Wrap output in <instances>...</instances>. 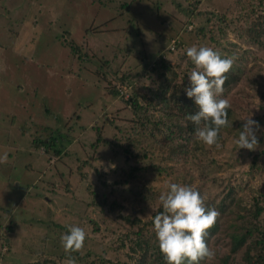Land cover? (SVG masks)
Segmentation results:
<instances>
[{
    "label": "rangeland",
    "instance_id": "1",
    "mask_svg": "<svg viewBox=\"0 0 264 264\" xmlns=\"http://www.w3.org/2000/svg\"><path fill=\"white\" fill-rule=\"evenodd\" d=\"M130 1L0 0V23L6 28L4 39L0 36V72L5 71L0 73V156L8 154L7 163L0 164V264L5 261V264H12V260L13 264H64L69 254L64 252L60 239L73 226L82 227L86 232L82 250L71 253L76 264H94L107 255L120 264H133L141 256L143 250L130 252L131 247L135 248L131 242L133 238L122 240L118 235L121 224L126 225L124 218H120L121 212L126 217L133 210L130 204L124 202L123 211H110L107 205L88 206L93 197L90 199L85 187L94 179V169L106 175L101 177L100 185L96 182L97 202L117 181L112 169H128L132 165L130 159L135 154L115 155L114 151H120L115 148L116 125L127 130L122 141L130 144L134 153L148 155L152 141L163 144L164 140L143 117L154 115L151 120L158 123L156 127H160V131L166 132L162 123L167 114L159 107V111L153 110L144 101L140 105L147 110L134 112L123 99L117 98V103L109 110H113L115 118L109 116L107 120L112 126L104 127L102 132L101 140L108 144L102 143L95 153L91 144L97 136L90 130L76 134V142L64 145L59 157L48 159L43 149L37 152L30 144L41 126L54 128L57 119L59 122L68 120V125L73 120L77 129L93 122L94 132L100 131L103 126L100 118L112 98L104 96L103 90L111 92L114 85H119L121 72L125 71L128 75L124 76L125 81L133 87L145 85L157 89L159 71L167 77L162 82L171 88L173 77L176 78L174 83L187 85L194 65L189 67L191 61L186 49L193 45L208 46L223 57L233 58V65L245 68L264 90V0H140L130 3L127 11L121 10L119 6ZM150 3L167 11L169 24L163 27H169L170 41L156 36L155 26L162 20L147 17L150 12L147 4ZM10 5L13 10L19 7L15 15L10 13ZM95 26H100L96 30L102 35L100 32L94 34ZM137 28L144 33L132 37ZM258 35L263 36L258 38ZM78 47L79 52L86 53L90 59L95 55L111 61L114 53L117 54L118 63L112 66L116 75L107 72L108 80L102 82L101 76L98 78L88 72L85 65L76 67ZM161 47L164 49L160 50ZM28 57L35 65L27 64ZM156 59L168 62L171 71L158 67L157 72H152ZM141 93L151 96L147 89ZM7 94L14 105L11 115L6 114L7 106H4ZM76 116L80 117L79 122ZM141 119L142 126L138 125ZM154 133L158 136L155 140L151 139ZM256 135L263 134L256 131ZM238 136L232 134L219 154H213L212 148H205L199 142L206 150L205 162L213 154L212 159L219 164H207L205 174L211 175L214 182L203 189L205 197L208 201L219 202L233 188V199L240 204L239 208L234 205L224 213L226 218L210 239L208 247L214 255L205 259L208 264H220L225 257H228V264H264V244H257L260 237L264 239L260 232L262 225L248 212L253 207V197L262 196L260 204L264 207V140L255 151L246 153L243 150L238 156L239 147L235 143ZM76 157L90 158L94 166V169L84 168L83 173L89 175L85 180H81L77 171ZM155 162L159 163V158ZM252 164L260 168H252ZM154 165L157 164H151L148 159L141 160L138 179L152 191L166 192L172 179L169 181L163 173L157 175ZM200 174L199 170L193 173L196 177L193 186L199 184ZM68 183L76 191L73 196L67 193ZM158 207L159 202L151 208L145 206V215H140L142 209L134 208L133 211L140 215L143 224L151 220ZM261 219L264 224V213ZM253 225L258 231L251 229ZM11 226L13 232L8 236L5 233L9 234L6 230ZM147 228V233L141 236L151 238L148 247L155 249L158 241L154 227L149 224ZM247 229L252 232L243 245L232 252V235L244 234ZM122 241L126 242L125 248L111 255L110 251ZM4 243L10 247H4Z\"/></svg>",
    "mask_w": 264,
    "mask_h": 264
},
{
    "label": "trees",
    "instance_id": "2",
    "mask_svg": "<svg viewBox=\"0 0 264 264\" xmlns=\"http://www.w3.org/2000/svg\"><path fill=\"white\" fill-rule=\"evenodd\" d=\"M141 2L140 0H131L129 3H123L121 6V10L127 11L130 3L131 5ZM149 6L150 12L147 15L155 17L156 20L159 21L162 20V22L157 24L155 26L156 29V36L160 39H164L167 41H170V36L167 35L169 32V27L164 26V24H167L166 16L168 17V13L165 10H162L161 7L158 9V7L152 3L147 4ZM12 6V5H10ZM118 7V8H119ZM13 6L10 9V13L12 15H15V12H18L17 10H13ZM16 10V11H15ZM155 13V14H154ZM18 16V13H17ZM157 20V21H158ZM226 20V19H225ZM56 22V21H55ZM14 23H16V19L14 20ZM169 24V23H168ZM163 28H162V27ZM100 27V26H98ZM97 26L94 27L95 33H98L100 31L96 30L98 29ZM240 27V26H239ZM6 28L1 25L0 23V36L1 39H4V32ZM92 32V31H91ZM200 32L203 33V30L201 29ZM102 35V32H100ZM144 32L137 28L134 29V34L131 35L139 36L143 34ZM64 35L67 34L65 31L63 33ZM149 35V34H148ZM263 36V35H262ZM262 36L258 35V38H262ZM65 37V36H64ZM155 39V36H154ZM163 40V42H164ZM60 41H63V39H60ZM113 42V40H112ZM259 42V41H258ZM166 44V43H164ZM77 52V58L78 63H76V67L86 66L84 67L88 72H91V74L95 75L96 77L100 78L102 82H105L108 80L106 73H112L113 75H116V71L114 72V69H112L113 64L118 63V60L116 59L117 54L114 53L113 60L109 61L105 57H95V55L90 59L87 58L86 53L81 54L79 52L80 47H78ZM164 49V47H161L160 50ZM161 52V51H160ZM76 53V50H75ZM15 57V56H14ZM74 57L76 58L75 54ZM162 58V55H160ZM222 58L223 57L221 55ZM146 58V57H145ZM27 64L31 63L30 65H35V62L30 59L29 57L26 59ZM190 62V61H189ZM153 67L151 71L153 70L157 72L158 67H161L164 71H171V67L169 66V63L166 62L163 59H156L153 62ZM5 66V65H3ZM6 67V66H5ZM79 67V68H80ZM121 65L119 66V68ZM147 67V66H146ZM189 67H193V64L191 63ZM124 68V67H123ZM144 68V67H143ZM156 68V69H155ZM6 71H9L6 70ZM5 71H1L0 73L3 74ZM125 71L121 72V77L119 78V85H114L115 88L109 92L108 90L104 89V96H111L112 98L107 103L104 109V113L102 114L103 118L101 117L102 125L101 130L94 132L93 129H95L93 122H89L87 127L85 126L82 129H77L72 124L68 125L65 122L64 119L59 122V120H54L56 125L58 127L54 128H48L47 126H41L39 131L37 132L36 136L34 138H31L30 144L33 150L39 151L40 149L44 150V154L48 159L52 158V156L59 157L61 156L62 148L64 145H72L76 142L75 135L80 133H85L86 131L90 130V133L93 132L97 139L94 143L91 144V148L94 150V153L97 151V148L101 146V144H108V142L102 139V132L104 130V127H110L112 124L108 123L109 116H112L113 119L115 118L112 113L113 110L109 111L110 108H113L115 106V103H117L115 100L123 99L124 102L130 106V109L132 111H141L145 112L147 109H144L142 105H140L141 102H147L150 104V108H154L153 110L159 111L160 109L166 113V118L164 119L162 125L164 128H166V132L160 131V127L158 129V123H154V120H151V118L154 117V115H148L143 117L148 121V124H153L151 127H154L156 131H159L161 139L164 140V143L161 144L157 141L153 142V147L150 150L149 154L145 153H134L133 148L130 144L124 143L122 140L125 138V134L127 130L125 131V128L119 127L118 125L114 126L117 128V141L115 142V148L120 150L114 151L115 155L121 154L122 152H125L126 155L129 153H133V155L130 159L132 162V165L126 169L125 167H117L115 169H112V174L117 175V181H115L109 188L108 193L105 195H101L102 198H100L96 202L97 197V189L96 185L98 182L100 185V182L102 183L101 177L106 176L102 175L103 172H99L98 168L94 169V166L92 165V162L90 161V158H78L76 157L75 161L77 163V171L80 172L81 180H83L87 175V173H83L84 168L90 167V169H94V179H92L91 183L85 187L87 193L91 195L90 199L93 197L92 202H89L88 206H99L103 207L105 205L108 206V209L111 211L113 210H124V202H128L131 206V208L134 210L136 209H142L140 211V215L144 214V207L148 206L149 208L156 205L157 202H159V207L156 212L152 214V218L149 222L143 223L141 222L140 215L137 216L134 214V211L131 210L128 212V215L126 217H123L122 212L120 215V218L124 221L126 225L121 224L119 228L120 239L128 240L130 241L132 238V243L135 245L134 247H131L130 252H142L141 256L133 263V264H166L164 257L162 256L159 246H156L154 248H149L148 245L150 243V239L146 237H142L141 235L144 233H147V226L150 224L151 227L153 225V218L156 214L160 213L162 211V205L160 204L159 197L161 193H157L155 191H152L147 187V184L141 182L139 177V173L141 172V168L138 166V163H140L141 160L148 159L151 164H157L154 165V170L157 172V175L159 174H165L166 178L171 181V183H178L181 185H187L193 187L195 190L199 191L201 194L203 200H204V206L206 209H215L219 216L217 217L216 223L210 228L207 232V235L205 236V241L208 244H210V239L217 234L218 229L220 228L221 222L226 218L224 216V213L231 209L232 206L236 205L237 207L240 206L239 203L233 199L234 195V189L232 188L229 193L223 196L219 202H215L214 199H210L209 201L204 195L203 189L208 186L209 184H212L214 182V179L211 177V175L205 174L208 170H206L207 164H214L219 166L217 161H215L213 158V154H219L223 151V148L226 146L230 136L232 134H239L241 131H243L244 124L246 123L245 119H253L256 121L259 125V128L256 130L257 132L263 134L260 137H258L259 143L263 142L264 140V90L261 89L259 82L252 78L249 73L245 71V68L241 66L233 65L232 69L229 73H227V79L225 80V83L223 85L224 92L222 94V97L220 98H227L229 100V103L231 107L227 110L228 111V119H229V127L223 128L220 133L219 138V144L220 147L217 148L215 146L211 147L213 154L211 157H207L206 160V153L195 137V130L196 126L189 120L186 119V116L190 114H195L198 111L197 106L195 105L194 100L189 99L186 94V89L191 87V83L187 82V85H181L178 83H174L176 81V78L173 77L170 85L164 84L162 81H164L167 77L165 76L164 72H158L157 77L159 78L160 82L158 83L159 86L157 89H150L147 88L145 85L139 87H133L132 85H129L126 81L124 76L126 73ZM186 75V72L184 73ZM165 78V79H164ZM164 79V80H163ZM125 84V85H123ZM147 89V93H150L151 96H148V94H142L141 92ZM21 91L24 89L21 88ZM108 91V92H107ZM131 91V92H130ZM6 102H4V106H7V115H11V111L13 110V104L10 98V95L7 94V97H4ZM3 98V100H4ZM17 103V102H16ZM125 104V105H126ZM160 109H159V108ZM47 114H50L48 110H46ZM259 113V114H258ZM243 115L245 116L243 118ZM9 117V116H8ZM76 122L80 121V117L76 116ZM111 119L110 121H112ZM160 122L162 119H159ZM144 122H142V119L139 121L138 125L142 126ZM160 124V123H159ZM99 125V124H98ZM155 125V126H154ZM53 129V130H52ZM146 130L147 128H143ZM44 132L46 133V136H44ZM122 137V138H121ZM158 136L154 133L151 135V139L154 140ZM238 147V146H237ZM245 150L246 153L250 152L247 149H238V156H240ZM139 154V155H138ZM141 155V157H140ZM141 158V159H140ZM156 158H159V163H156ZM110 163V162H109ZM112 163V161H111ZM126 164V162H125ZM208 168V167H207ZM252 168H260L256 165L252 164ZM201 171V174L198 176V179H200L199 184L196 186H193V179L194 177L193 173L195 171ZM93 171V170H92ZM203 171V172H202ZM97 173L98 175H96ZM85 180V179H84ZM264 180V179H263ZM105 182V181H103ZM167 183V182H166ZM170 183V184H171ZM106 184V183H104ZM103 184V185H104ZM262 190L264 191V181L262 184ZM166 187V185H164ZM67 193L74 195L76 191H73L71 184H67ZM72 190V191H71ZM168 190V189H167ZM164 192V191H162ZM124 198L122 197L124 194ZM262 197V196H261ZM261 197H253V207L248 211L252 218L255 220V222H259L260 225H262V230L260 231L262 235H264V224H262V213H264V207L260 204V198ZM119 198H122V200H119ZM158 198V199H157ZM119 200V201H118ZM100 202V203H99ZM239 204V205H238ZM239 208V207H238ZM157 209V208H156ZM9 225H12L11 223ZM14 227L11 226L7 227V233L6 235H10L13 232ZM56 228H60L56 226ZM251 229L257 230L256 226H252ZM251 229H247L244 234L241 235H232V241L234 242V247L232 249V252H235L246 240V237L250 235L252 232ZM64 234H68L67 232ZM59 235V234H57ZM59 239V238H58ZM61 241V239H60ZM44 242V240L42 241ZM125 241H122L114 248V250H111V255H116L119 253L122 249L125 248ZM257 244L262 245L264 244L263 237L257 240ZM4 247H10V244H2ZM152 251V252H150ZM109 253V254H110ZM41 254V253H40ZM68 257V256H67ZM131 257V256H130ZM6 260V258H4ZM248 260V259H247ZM50 261V260H48ZM115 259H110L109 255L107 257H102L99 259L97 263L94 264H120V261H115ZM6 262V261H5ZM3 262L2 264H5ZM124 263V262H123ZM13 264V260H12ZM126 264V263H125ZM200 264H208L205 260L201 261ZM211 264V263H209ZM220 264H228V257H225L222 259Z\"/></svg>",
    "mask_w": 264,
    "mask_h": 264
},
{
    "label": "clouds",
    "instance_id": "3",
    "mask_svg": "<svg viewBox=\"0 0 264 264\" xmlns=\"http://www.w3.org/2000/svg\"><path fill=\"white\" fill-rule=\"evenodd\" d=\"M188 59L194 65L189 73L191 87L186 89L198 111L186 116L195 126V137L205 148H219L220 133L229 127L227 98H220L227 73L233 67V58H222L219 52L208 46L193 45L186 49ZM243 131L235 140L239 149L255 151L259 146L256 130L259 125L253 119H245ZM8 154L0 156V164L7 163ZM162 211L153 218L154 232L166 264H200L211 259L214 253L208 247L205 236L216 223L219 213L206 209L204 200L191 186L171 183L159 197ZM86 232L73 226L61 237V246L69 258L64 264H76L71 253L80 252Z\"/></svg>",
    "mask_w": 264,
    "mask_h": 264
}]
</instances>
